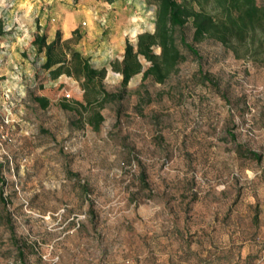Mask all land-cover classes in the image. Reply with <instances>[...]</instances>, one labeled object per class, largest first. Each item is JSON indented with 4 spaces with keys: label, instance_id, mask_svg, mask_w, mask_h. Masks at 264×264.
<instances>
[{
    "label": "rangeland",
    "instance_id": "374dc122",
    "mask_svg": "<svg viewBox=\"0 0 264 264\" xmlns=\"http://www.w3.org/2000/svg\"><path fill=\"white\" fill-rule=\"evenodd\" d=\"M155 21L148 0H0V264H264V46L181 47L166 82L134 76L95 130L59 106L84 103L81 82L33 44L58 38L117 93L112 64Z\"/></svg>",
    "mask_w": 264,
    "mask_h": 264
},
{
    "label": "trees",
    "instance_id": "16d2710c",
    "mask_svg": "<svg viewBox=\"0 0 264 264\" xmlns=\"http://www.w3.org/2000/svg\"><path fill=\"white\" fill-rule=\"evenodd\" d=\"M148 1L156 6L155 30L140 34L136 46L127 42L123 60L112 64L113 71L122 76L121 89L117 93L108 92L104 86L106 68H94L78 51H70L67 60L59 50L58 38L47 44L44 36L35 37L33 44L45 52L43 70L55 77L65 74L81 82L84 103L64 99L59 103L60 108L81 118L86 114V123L95 130L104 120L102 109L108 103L124 100L134 76L142 73V86L148 79L159 84L166 82L186 59L181 47L199 59L194 45L207 40L220 43L237 58L243 57V52L248 53L256 43L258 51L264 46V8L258 5L257 0ZM189 24L193 30L192 43H188L186 37ZM142 59L149 63L147 69H144ZM203 78L214 84L209 76L204 75ZM33 100L43 109L49 106L47 97L35 96ZM16 243L19 249V241ZM19 258H24L23 249H19Z\"/></svg>",
    "mask_w": 264,
    "mask_h": 264
},
{
    "label": "built area",
    "instance_id": "2783aa9c",
    "mask_svg": "<svg viewBox=\"0 0 264 264\" xmlns=\"http://www.w3.org/2000/svg\"><path fill=\"white\" fill-rule=\"evenodd\" d=\"M2 127L0 125V143L5 141L7 139V135H5L4 133H2ZM263 179H264V171H263Z\"/></svg>",
    "mask_w": 264,
    "mask_h": 264
}]
</instances>
